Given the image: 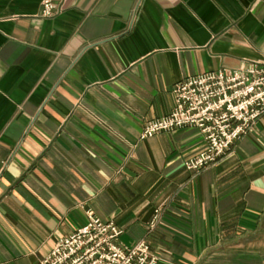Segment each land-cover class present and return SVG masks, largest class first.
<instances>
[{"label": "crops", "instance_id": "0c3cea01", "mask_svg": "<svg viewBox=\"0 0 264 264\" xmlns=\"http://www.w3.org/2000/svg\"><path fill=\"white\" fill-rule=\"evenodd\" d=\"M41 2L0 0V264H41L89 212L158 264H264V116L199 171L197 129L140 138L185 78L264 61V0Z\"/></svg>", "mask_w": 264, "mask_h": 264}, {"label": "built area", "instance_id": "2783aa9c", "mask_svg": "<svg viewBox=\"0 0 264 264\" xmlns=\"http://www.w3.org/2000/svg\"><path fill=\"white\" fill-rule=\"evenodd\" d=\"M60 1L42 0L40 16H55ZM173 94L172 112L147 122L140 138L186 127L197 129L203 148L184 165L199 171L222 160L264 116V61L239 70L221 69L187 77L176 84ZM161 216L162 210H155L150 231L161 223ZM88 218L85 225L60 239L41 264H158L160 257L147 240L127 246L121 241L122 227L92 212Z\"/></svg>", "mask_w": 264, "mask_h": 264}]
</instances>
